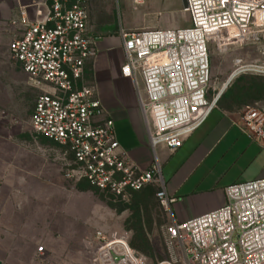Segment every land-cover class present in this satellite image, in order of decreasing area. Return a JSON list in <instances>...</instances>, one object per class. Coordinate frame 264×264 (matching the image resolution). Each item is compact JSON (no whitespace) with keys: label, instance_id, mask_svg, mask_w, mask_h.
Listing matches in <instances>:
<instances>
[{"label":"built area","instance_id":"1","mask_svg":"<svg viewBox=\"0 0 264 264\" xmlns=\"http://www.w3.org/2000/svg\"><path fill=\"white\" fill-rule=\"evenodd\" d=\"M185 3L187 27L119 29L125 54L121 72L135 85L154 153L146 169L122 149L114 119L105 116L95 86L84 80L85 63L98 52L86 0H43L33 3V17L20 7L19 16L9 21L14 28L9 56L41 91L30 126L67 147L72 160L66 178L125 200L155 184L156 197L168 212L177 198L166 189L156 150L160 145L180 147L217 107L220 92L208 93L209 43L225 50L259 41L261 60L244 63L238 58L234 73H264V0ZM238 122L264 139L261 106H245ZM165 230L181 250L183 264H264V177L229 184L223 205L185 220L172 219ZM97 238L92 264H150L122 235L99 232ZM36 253L41 258L44 247L38 245Z\"/></svg>","mask_w":264,"mask_h":264},{"label":"rangeland","instance_id":"2","mask_svg":"<svg viewBox=\"0 0 264 264\" xmlns=\"http://www.w3.org/2000/svg\"><path fill=\"white\" fill-rule=\"evenodd\" d=\"M86 5L88 28L96 35L115 34L121 27L190 24L182 0H86ZM13 36V31L0 24V226L23 234L21 243L27 246L31 242L44 247V255L34 264H92L99 232L126 237L150 264H183L177 243L166 235V225L172 219L156 197L157 187L146 186L125 200L65 177L72 160L67 147L30 126L41 91L10 58ZM208 50V93L217 94L223 87L219 106L233 118H238L247 104L264 108V73L246 70L231 78L236 59L244 63L261 60V43L250 39L222 50L210 42Z\"/></svg>","mask_w":264,"mask_h":264},{"label":"crops","instance_id":"3","mask_svg":"<svg viewBox=\"0 0 264 264\" xmlns=\"http://www.w3.org/2000/svg\"><path fill=\"white\" fill-rule=\"evenodd\" d=\"M42 2L0 0V24L13 31L9 21L19 16L20 7H26L33 17V3ZM90 34L96 39L98 52L86 61L84 80L95 86L106 110L105 116L114 119L122 149L136 165L146 169L154 153L135 85L121 72L125 54L119 32ZM238 118L217 106L180 147L175 150L163 145L157 147L166 189L177 198L168 211L171 219L181 221L216 209L225 203L226 186L264 177V139L246 131ZM24 238L23 234L0 226L1 264H34L40 259L36 253L38 244H31L29 238L27 246L21 243Z\"/></svg>","mask_w":264,"mask_h":264},{"label":"trees","instance_id":"4","mask_svg":"<svg viewBox=\"0 0 264 264\" xmlns=\"http://www.w3.org/2000/svg\"><path fill=\"white\" fill-rule=\"evenodd\" d=\"M219 99H220V98H219ZM247 105H251V104H247ZM217 106H219V101H218V103H217ZM150 185H151V186H155V187H157V185H155V184H150ZM150 185H147V186H150ZM142 189H143V188H142ZM142 189H141V190H142ZM141 190L134 191L133 193L139 192V191H141ZM157 190H158V187H157ZM157 190H156V191H157ZM133 193H132V194H133Z\"/></svg>","mask_w":264,"mask_h":264},{"label":"bare ground","instance_id":"5","mask_svg":"<svg viewBox=\"0 0 264 264\" xmlns=\"http://www.w3.org/2000/svg\"><path fill=\"white\" fill-rule=\"evenodd\" d=\"M236 74L235 73H233L232 75H231V78H234V76H235ZM223 91V87H222V89H221V91H220V93Z\"/></svg>","mask_w":264,"mask_h":264},{"label":"water","instance_id":"6","mask_svg":"<svg viewBox=\"0 0 264 264\" xmlns=\"http://www.w3.org/2000/svg\"><path fill=\"white\" fill-rule=\"evenodd\" d=\"M182 4H183V6L186 5L185 0H182ZM0 264H1V262H0Z\"/></svg>","mask_w":264,"mask_h":264}]
</instances>
